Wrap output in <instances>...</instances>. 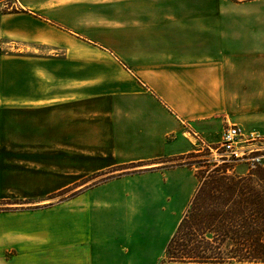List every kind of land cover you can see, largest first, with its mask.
Masks as SVG:
<instances>
[{
	"label": "crops",
	"instance_id": "crops-1",
	"mask_svg": "<svg viewBox=\"0 0 264 264\" xmlns=\"http://www.w3.org/2000/svg\"><path fill=\"white\" fill-rule=\"evenodd\" d=\"M228 125L264 138V0H0V201L36 205L1 208L0 264H264L166 260L187 128Z\"/></svg>",
	"mask_w": 264,
	"mask_h": 264
},
{
	"label": "trees",
	"instance_id": "trees-1",
	"mask_svg": "<svg viewBox=\"0 0 264 264\" xmlns=\"http://www.w3.org/2000/svg\"><path fill=\"white\" fill-rule=\"evenodd\" d=\"M203 164L197 171L200 185L168 243L166 260L264 263V167L241 174L229 162Z\"/></svg>",
	"mask_w": 264,
	"mask_h": 264
},
{
	"label": "built area",
	"instance_id": "built-area-1",
	"mask_svg": "<svg viewBox=\"0 0 264 264\" xmlns=\"http://www.w3.org/2000/svg\"><path fill=\"white\" fill-rule=\"evenodd\" d=\"M186 133L189 135L188 137L202 143V147L209 149L215 162L222 164L246 160L251 163L252 167L256 165L264 167V154H261L259 149L253 146V142L260 137L246 135L237 125L226 126L221 141L215 147L205 144L200 136L189 128H187Z\"/></svg>",
	"mask_w": 264,
	"mask_h": 264
},
{
	"label": "rangeland",
	"instance_id": "rangeland-1",
	"mask_svg": "<svg viewBox=\"0 0 264 264\" xmlns=\"http://www.w3.org/2000/svg\"><path fill=\"white\" fill-rule=\"evenodd\" d=\"M189 136V135H188ZM252 144V143H251ZM218 145V144H217ZM217 145H212L213 147L217 146ZM253 146L257 147L260 151L261 154H264V138L260 137L259 139H257L256 141L253 142ZM195 151L192 152L190 155H188V157L186 158V161L194 164V168L196 169V171H200L199 169L202 166H205L204 161L209 159L214 163H218L215 162L213 159V156L211 151L207 148L204 147H195ZM220 164V163H218ZM229 164L233 165L236 167L237 172H241L244 173L246 172L248 169H250L251 163L249 161L246 160H240L238 162H229ZM141 166H135V165H131V166H126V167H118L115 169H112L111 171H109L108 173L104 174L103 176L109 174V173H114V174H119L122 172H128V171H134V170H138L140 169ZM138 168V169H137ZM95 178V179H94ZM92 177L91 179L87 180V182H90L91 184L101 180L102 175L98 176V177ZM73 188L69 189L68 191H63L60 192L58 194L53 195L51 198H49V201L46 203H41L39 205H47V204H57L63 200H65L67 197L72 196L73 192H72ZM29 204H34V201H11V202H6V201H0V208H6V207H21L19 205H24V206H36V205H29Z\"/></svg>",
	"mask_w": 264,
	"mask_h": 264
}]
</instances>
